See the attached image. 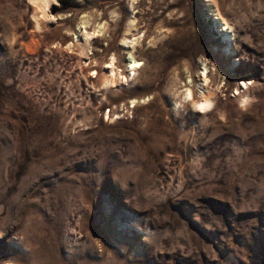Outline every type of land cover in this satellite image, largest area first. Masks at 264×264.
<instances>
[{
  "label": "rangeland",
  "instance_id": "1",
  "mask_svg": "<svg viewBox=\"0 0 264 264\" xmlns=\"http://www.w3.org/2000/svg\"><path fill=\"white\" fill-rule=\"evenodd\" d=\"M49 4L0 0V264H264V0Z\"/></svg>",
  "mask_w": 264,
  "mask_h": 264
},
{
  "label": "bare ground",
  "instance_id": "2",
  "mask_svg": "<svg viewBox=\"0 0 264 264\" xmlns=\"http://www.w3.org/2000/svg\"><path fill=\"white\" fill-rule=\"evenodd\" d=\"M35 4H37L38 6H40V9L41 7L43 8L42 11L45 13V9L50 5V0H32ZM56 1V0H55ZM50 7V6H49ZM47 15L46 13L44 14L43 18H45ZM46 19V18H45ZM226 26H227V23H226ZM84 42L82 45H87V43H89V38L91 37V35L89 36L88 33H84ZM36 42V41H35ZM89 45V44H88ZM38 49V43H32L29 47H28V51L29 52H32V51H37ZM83 49L85 50L86 48L83 47ZM86 53V52H85ZM130 67L132 68L131 70L135 71V69H137L138 67H136L135 65H139V62L135 61V60H131L130 61ZM114 68H113V64L111 63V69H110V72L109 73H105L103 76H102V84L103 85H108V84H112L114 82L115 79H113L114 75ZM208 67L206 66V69H205V73L203 75V78H204V84L206 85L208 83ZM125 78V77H124ZM132 78V77H131ZM118 79V78H117ZM125 81V80H124ZM116 82V81H115ZM115 84V83H114ZM189 88H187L185 90V94H184V98L187 99L189 101V103H191L195 108L198 109L199 112H204L206 110H208L210 108V106L212 105V100L209 96H211L213 93L211 92H206V93H203L201 99L199 101H193V90H192V84L190 83L189 84ZM241 87L244 89L247 87V83L244 82ZM205 91V90H204ZM184 99V100H185ZM244 99V98H243ZM203 105V108H201L200 106Z\"/></svg>",
  "mask_w": 264,
  "mask_h": 264
},
{
  "label": "snow or ice",
  "instance_id": "3",
  "mask_svg": "<svg viewBox=\"0 0 264 264\" xmlns=\"http://www.w3.org/2000/svg\"><path fill=\"white\" fill-rule=\"evenodd\" d=\"M136 67H138L139 65H135ZM106 67H111V65H107ZM92 75L94 76L95 73H92ZM134 103V102H133ZM201 108H203V105L200 106Z\"/></svg>",
  "mask_w": 264,
  "mask_h": 264
}]
</instances>
